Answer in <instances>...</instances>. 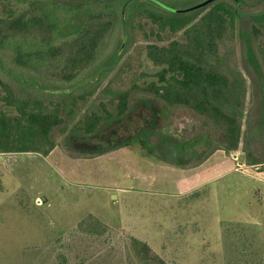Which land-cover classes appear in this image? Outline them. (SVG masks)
Segmentation results:
<instances>
[{
    "label": "rangeland",
    "instance_id": "1",
    "mask_svg": "<svg viewBox=\"0 0 264 264\" xmlns=\"http://www.w3.org/2000/svg\"><path fill=\"white\" fill-rule=\"evenodd\" d=\"M161 1L184 8L201 0ZM249 15L264 26V10ZM84 16L74 15L59 35L76 31ZM238 33L225 66L248 79L243 124L261 129L251 153L227 156L219 149L196 165L210 142L190 151L181 144L213 134L215 127L184 107L169 112L152 94L138 92L126 115L92 135L58 134L48 155L0 154V264H140L133 238L147 242L168 264H264V79L252 56L241 57V42L246 51L251 35L247 20L239 21ZM4 52L0 47L1 59ZM1 59L0 77L19 85L8 71L21 70ZM159 69L144 55L141 82L155 79ZM99 101L89 97L85 103L100 110ZM0 109L8 106L0 102ZM82 117L75 110L70 119L79 123ZM90 213L109 230H78V221Z\"/></svg>",
    "mask_w": 264,
    "mask_h": 264
},
{
    "label": "trees",
    "instance_id": "2",
    "mask_svg": "<svg viewBox=\"0 0 264 264\" xmlns=\"http://www.w3.org/2000/svg\"><path fill=\"white\" fill-rule=\"evenodd\" d=\"M0 9L4 11L0 47L5 48L0 59L8 58L21 70L17 73L9 67L8 71L19 85L0 77V102L8 106L0 109V152L48 155L58 144V134L92 135L126 115L133 96L145 92L165 110L184 107L215 127L213 134L181 144L183 151H190L210 142L196 165L218 149L227 156L251 153L250 143L254 145L261 129L256 123L243 124L251 96L248 79L225 65L227 52L234 53L239 21L245 19L251 35L246 38H250L246 51L245 41L241 42V57L252 56L264 79V26L249 15L264 10V0H213L182 12L168 10L155 0H0ZM80 12L85 16L79 28L60 36L61 28ZM144 55L160 67L148 82H141L146 75L141 70ZM110 75L116 78L107 82ZM254 91L258 93L257 85ZM89 97L100 100V110L87 107ZM75 110L83 115L79 123L70 119ZM140 138L147 155H152L146 139ZM260 158L264 161L263 155ZM77 228L103 233L110 227L90 213L78 221ZM132 240L140 264H168L147 242Z\"/></svg>",
    "mask_w": 264,
    "mask_h": 264
},
{
    "label": "water",
    "instance_id": "3",
    "mask_svg": "<svg viewBox=\"0 0 264 264\" xmlns=\"http://www.w3.org/2000/svg\"><path fill=\"white\" fill-rule=\"evenodd\" d=\"M158 4H160L162 7L168 9V10H171V11H176V12H182V11H188V10H192V9H196V8H199L201 6H204L208 3H210L211 1L213 0H201V1H198L190 6H187V7H184V8H174L172 6H169L165 3H162L158 0H155ZM242 156V155H241Z\"/></svg>",
    "mask_w": 264,
    "mask_h": 264
},
{
    "label": "crops",
    "instance_id": "4",
    "mask_svg": "<svg viewBox=\"0 0 264 264\" xmlns=\"http://www.w3.org/2000/svg\"><path fill=\"white\" fill-rule=\"evenodd\" d=\"M57 145H58V144H57ZM56 147H57V146H56ZM54 149H55V148H54ZM54 149H53V150H54ZM218 150H219V149H218ZM6 153H8V152H0V154H6ZM10 153H14V152H10ZM208 158H209V157H208ZM208 158H207V159H208Z\"/></svg>",
    "mask_w": 264,
    "mask_h": 264
}]
</instances>
